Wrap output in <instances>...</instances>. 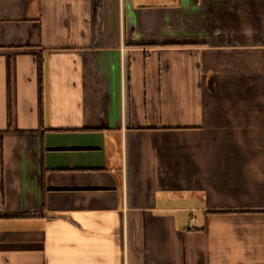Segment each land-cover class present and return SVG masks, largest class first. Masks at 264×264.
<instances>
[{"label":"crops","instance_id":"obj_1","mask_svg":"<svg viewBox=\"0 0 264 264\" xmlns=\"http://www.w3.org/2000/svg\"><path fill=\"white\" fill-rule=\"evenodd\" d=\"M0 264H264V0H0Z\"/></svg>","mask_w":264,"mask_h":264},{"label":"built area","instance_id":"obj_2","mask_svg":"<svg viewBox=\"0 0 264 264\" xmlns=\"http://www.w3.org/2000/svg\"><path fill=\"white\" fill-rule=\"evenodd\" d=\"M190 229H193V226H190Z\"/></svg>","mask_w":264,"mask_h":264}]
</instances>
